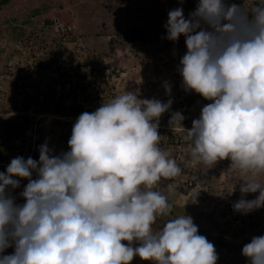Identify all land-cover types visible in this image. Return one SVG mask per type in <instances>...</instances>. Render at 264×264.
<instances>
[{
  "label": "clouds",
  "instance_id": "1",
  "mask_svg": "<svg viewBox=\"0 0 264 264\" xmlns=\"http://www.w3.org/2000/svg\"><path fill=\"white\" fill-rule=\"evenodd\" d=\"M164 28L168 41L185 38L176 69L183 90L210 101L190 129L180 112L172 113L170 127L182 126L194 164L230 160L245 175L236 212L264 207V6L245 11L226 0H198L187 18L183 7L170 10ZM164 87L170 94V85ZM172 102L125 91L78 116L69 151L54 155L46 140L38 160L12 158L0 172V254L14 251L0 255V264H131L135 257L150 264H217L214 244L190 215L153 231L157 218L172 210L156 189L182 171L160 146L159 119ZM21 180L28 182L18 204L9 190ZM257 192L253 200L243 198ZM241 255L264 264V235L253 236Z\"/></svg>",
  "mask_w": 264,
  "mask_h": 264
},
{
  "label": "built area",
  "instance_id": "2",
  "mask_svg": "<svg viewBox=\"0 0 264 264\" xmlns=\"http://www.w3.org/2000/svg\"><path fill=\"white\" fill-rule=\"evenodd\" d=\"M77 27L75 22L59 15L42 14L28 24L12 26V30L19 28V35L11 36L8 32L2 36L0 117L7 121L14 115L23 116L27 126L24 141H15V150L3 148L6 158L0 161V168L7 167L17 156L38 160L39 146L46 140L54 155L69 151L68 140L78 116L83 112H94L102 103L110 102L125 91L136 92L140 99L155 98L167 103L169 98L164 87L167 82L171 84V90L177 89L178 96L171 98L170 109L159 119L160 146L176 160L181 174H185L188 163L193 162L185 157L190 153V144L183 139L182 126L185 129L191 127L175 124L171 128L169 121L174 112L182 113L184 120H195L200 116L199 111L187 114L180 110L184 90L179 85L182 77L176 69L186 52L172 56L155 52L148 41L140 40L143 33H138V39L129 46L134 48L135 45L142 60L153 56L155 61L149 63L150 66L130 68L129 64L134 60L132 53L121 50L116 58L114 54L120 53L119 49L109 56L99 54L87 44ZM45 87L49 89L48 94L43 91ZM197 97L201 102L206 101ZM0 127L7 133V126ZM183 181L192 188L197 182ZM227 221L231 225L236 223L231 217Z\"/></svg>",
  "mask_w": 264,
  "mask_h": 264
},
{
  "label": "rangeland",
  "instance_id": "3",
  "mask_svg": "<svg viewBox=\"0 0 264 264\" xmlns=\"http://www.w3.org/2000/svg\"><path fill=\"white\" fill-rule=\"evenodd\" d=\"M197 3L198 0H184V3L182 5L178 2V0H8L5 5L3 4L0 6V12H3L1 16L2 18L4 17L3 19H7L9 16L10 19L7 24L15 26L18 24L24 25L26 24V22H29L30 20L26 19L25 17L29 16L33 9L37 10L47 7L46 10H48L50 14L52 13L53 15H59L65 20L75 22L78 25V30L83 34V36H85L87 44L91 48L99 52L109 53V51H111L108 54L109 56L112 53H115L113 51L118 49H114L111 47L117 33H121L124 31H134L135 29H144L145 27L151 30V38L155 39V41H153L155 44H152L155 47L157 45L163 46L162 44L167 40L164 39V37H166L167 35L164 25L166 24L168 19V12L172 9L183 7L184 16L185 18H187L189 14L195 10ZM229 3H243L245 11H250L252 7L256 6V3H259V6H264V0H229ZM150 27H152V29ZM141 33H144L146 36L147 34L150 35V32H147L146 34V30L142 31ZM159 39H161L162 41H160ZM171 44H175V46H177L176 48L180 49L181 47H183V45H185V38L181 36L177 42H171ZM134 49H137L135 45ZM186 50L187 49H180V52H175V54L185 53ZM118 51L120 52L121 49H119ZM120 54L121 52L115 53V56H112L116 58L119 57ZM119 60L121 61V58H119ZM153 66L156 67L154 64ZM7 88L9 90L11 89L10 83L7 84ZM48 90L49 89L46 87L43 89L46 94H48ZM11 129L12 130L7 131L8 136L7 133L3 131V134L6 136H4V139H2L3 142L5 140L3 145L6 144L9 146H7V148L10 149V147H15L12 150L10 149L11 151H13L16 149V142L14 136L15 132H13L14 128L11 127ZM12 153L13 152H11V154ZM2 156L3 153L1 147V160ZM185 157L186 160H192L190 154ZM222 162L224 163L226 168L224 167ZM229 162L230 160H223L218 162L215 166L196 165L194 163L190 164V162L188 163L187 169L184 171L185 174H181L176 178V183H174L175 178L172 179V185L176 184L180 187L182 186L181 182L185 183L184 185H188V183L184 182L183 180L197 181L196 184H194V188H190L189 192H183L179 189L177 190L173 188L174 190L169 193L165 189V195L168 197V202L171 205L174 203L172 205V210L175 211L177 217L184 215V211H182L181 209H187L188 204H190L191 197L196 200L198 199V202L195 203H198L200 207L196 206V209L200 210L205 218L208 217L213 210L216 212L217 208L227 210L232 200L234 201L239 198L241 199V192L239 190L240 184L243 183L242 180H244L246 177L241 172L231 169V163ZM6 169L7 167H2L0 168V171L6 172ZM35 178L36 176L34 173L33 179ZM27 182V180H21L19 188L15 190H9L12 192V195L15 196L16 203L18 204L24 203V200L21 198L20 193L23 191V188L27 184ZM260 182L264 184V176L260 177ZM205 188L212 189L214 192V200L212 202V205H210L211 208L206 207V203L199 202V193L202 189ZM158 189L160 191V188H157V190ZM235 195H237V198ZM258 195V192L249 193L243 198L247 200H253ZM255 212L263 219L262 226H264V208L256 209ZM170 215L172 214L170 213ZM170 215L160 218L166 221L175 218L173 217L174 215ZM243 216L244 215H242V217ZM227 217L229 218V216L220 217L219 222L221 226L220 228H226V233L228 234H225V237H228V241L231 247L236 243H240L243 236L248 237L249 239H251L253 236H256L255 233H251L249 227H247V229L243 231L245 225L241 221V225L237 226V229L234 231L233 235L236 236H233L232 233H229V231L232 230L228 229L230 227H228L227 225ZM243 220L246 224L250 222L247 216L244 217ZM208 224L211 225L210 223ZM208 224H206V226L210 227ZM262 226L260 227L259 231L262 230ZM261 233L262 235H264L263 231ZM8 251L9 252H4L0 255H10L13 253L14 248H8ZM131 264H146V261H143L139 257H136V259L134 258Z\"/></svg>",
  "mask_w": 264,
  "mask_h": 264
},
{
  "label": "trees",
  "instance_id": "4",
  "mask_svg": "<svg viewBox=\"0 0 264 264\" xmlns=\"http://www.w3.org/2000/svg\"><path fill=\"white\" fill-rule=\"evenodd\" d=\"M8 0H3L2 2H0V6L1 5H5L7 3ZM232 1V0H230ZM227 3H229V0H226ZM240 5H244L243 3H240ZM253 6V3H252ZM256 6H259V3H256ZM47 7L44 8V11H48L46 10ZM41 13V12H40ZM40 13H36L35 10L33 9L31 14L27 17H25L26 19H29V22H26V24L32 22L34 19H38L39 15H41ZM10 19V18H9ZM9 19L7 21L4 22H0V52L2 51V46H1V39H3V35L4 34H8V32L11 33L13 35H19V28H14L13 30L11 29V24H7L9 22ZM152 29V27H150ZM12 31H9V30ZM141 30V31H140ZM146 30V34L147 32H150V35L147 34V36L145 34L144 37H141V41L143 42H149L151 47L153 49H155V52H161V53H166L167 55H174L175 52H180V49H186V45H183V47L176 48L177 46H175V44H171L170 41L166 40L165 43H163V46H159L157 45L156 47L153 45L155 44L153 41H155V39H152L151 36V30L149 28H144V29H135L134 31H124L121 33H117L115 39L113 40V43L111 45L112 48H118L121 49L123 52H130L134 55L133 57V61L131 62V64H129L130 68H134V67H139L140 65H146V66H150L149 63H151L154 60L153 56H146L144 59L142 60L139 57V52L138 49H134L132 47L129 46L130 42L134 41L137 38V34L141 33L142 31ZM146 36V37H145ZM160 41H162L161 39H159ZM180 42V41H179ZM153 43V44H152ZM166 46V47H165ZM99 54L102 55H108L111 51L108 52H99L96 51ZM150 58V60H148ZM182 87V83L179 84ZM176 88L171 90L170 94H168V98L171 99L172 97L175 98L176 96H178L177 92H176ZM210 103V101H205V102H201V100L197 97L196 94L193 93H186L184 91L183 96L181 97L180 100V110L183 112H186L187 114H190L191 111H193L194 113L196 112H200L201 113V109L203 106H205L206 104ZM20 121V122H19ZM192 119H187L182 121V125L184 124L186 127H192ZM16 125V127H15ZM8 130H12L11 127L14 128L15 132V141H21L23 139V133H24V129L27 126L26 123V117L20 116V115H14L12 117L9 118L8 122L6 123V125ZM10 135V133H9ZM8 136V133H7ZM22 137V138H21ZM4 142L0 143V147ZM8 146V145H7ZM9 147V146H8ZM15 147H10V149H14ZM223 163V162H222ZM231 163V161L229 162ZM224 165V163H223ZM224 167L226 168V166L224 165ZM177 182V179L174 180V183ZM168 184H173L172 180H162L161 183L159 184L160 191H162L164 194H166L165 189L167 190V185ZM182 186H178V185H173L174 189H179L183 192H189L190 188H192V186L189 185H184L185 183L181 182ZM164 189V190H163ZM173 189V190H174ZM157 190V189H156ZM159 191V189H158ZM213 190L209 189V188H205L202 189L199 193V199H200V203H206L205 206L208 208H211L210 205H212V202L214 200V194H213ZM237 198V195H235ZM235 198V197H234ZM239 199L236 200H232L229 208L227 210H222V209H218L217 208V212L216 211H212L211 214L205 218V216L203 215V213L196 209V206L200 205L195 202H198V199H193L191 197V201L190 204H188V207L186 210H184V214L185 215H190L193 218L194 223L198 226V230H199V234L205 236L210 242H212L215 246L216 252L218 254V261L217 264H249V261L243 257L241 255V251H242V247L249 243L251 239H249L248 237H244L241 239L242 241L240 243H236L234 246L231 247L229 241H228V237H225L226 233V228H220V222H219V218L224 216H229L232 217V219L234 221H236V223L234 225H231L230 221H227V225L228 229H231L232 231H229V233L232 235L234 234V231L237 229V226L241 225V222H243V224L245 225V228L243 229V231L245 229H247V227L250 228L251 233H255L256 236H261L262 235V231L264 233V226H262L263 224V219L254 211L249 212L247 215L241 214L239 212H236L233 208V205L235 202H237ZM193 201V202H192ZM174 204V203H173ZM172 204V205H173ZM194 204V205H193ZM208 204V205H207ZM174 208V206H173ZM264 208V207H262ZM171 214L174 215L173 217H177L175 214L174 210H171ZM170 215V216H172ZM242 215H244L242 217ZM250 220V222L248 224L245 223V221L243 220L244 217H246ZM241 221V222H240ZM166 222V220L161 219L160 217L157 218L156 223L153 225V231H159L164 223ZM208 223H210L211 225H209ZM206 224H208L210 227H207ZM262 226V230L259 231L260 227ZM230 235V236H232ZM236 236V235H233ZM231 238V237H230ZM235 239V237H234ZM133 246H138V244L134 243ZM5 252H9L8 249L5 250ZM225 254V255H224ZM224 255V256H223ZM136 259V257H135ZM134 260V259H133ZM146 264H150V262L146 261Z\"/></svg>",
  "mask_w": 264,
  "mask_h": 264
},
{
  "label": "crops",
  "instance_id": "5",
  "mask_svg": "<svg viewBox=\"0 0 264 264\" xmlns=\"http://www.w3.org/2000/svg\"><path fill=\"white\" fill-rule=\"evenodd\" d=\"M3 1V0H2ZM1 0H0V2H2ZM1 9V8H0ZM32 12V11H31ZM35 12L36 13H40L41 15L42 14H50V12H48V11H44V8H40V9H37V10H35ZM2 13L3 12H0V22H4V21H7V19H9V16H8V18L7 19H3L1 16H2ZM52 14V13H51ZM50 14V15H51ZM41 15H39V16H41ZM8 122V120L7 121H4V119H3V117L1 116L0 117V125H6V123ZM4 132H3V129L0 127V143L1 142H3V139H4V134H3ZM3 138V139H2ZM4 142H5V140H4ZM4 144V143H3ZM1 145V147H2V153H4V150H3V148H6L7 149V145L5 144V145ZM1 147H0V149H1ZM5 154H3V156H2V160L0 159V161H3L6 157L4 156ZM5 161V160H4ZM182 211H184V209H181ZM185 212V211H184Z\"/></svg>",
  "mask_w": 264,
  "mask_h": 264
}]
</instances>
